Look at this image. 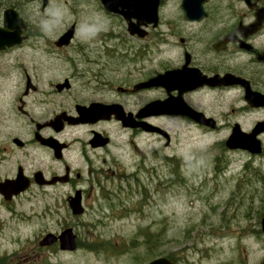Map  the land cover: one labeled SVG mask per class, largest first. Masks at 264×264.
Wrapping results in <instances>:
<instances>
[{
  "label": "flooded vegetation",
  "instance_id": "af4514ba",
  "mask_svg": "<svg viewBox=\"0 0 264 264\" xmlns=\"http://www.w3.org/2000/svg\"><path fill=\"white\" fill-rule=\"evenodd\" d=\"M152 1L120 5L124 15L97 0L98 18L82 40L78 0H0V184L9 181L14 191L26 186L11 197L0 190V211L9 213L1 221L15 218L12 203L26 197L61 204L70 214L77 192L83 203L110 200L113 180L129 165L130 144L141 153L135 137H165L142 122L165 129L185 121L218 131L232 129L242 111L264 112L245 100L242 110L238 100L225 103L231 94L244 99L245 85L264 95V19L251 28L264 0ZM153 9L155 15L146 12ZM227 75L229 83L219 84ZM205 76L211 83H201ZM154 77V87L136 89ZM167 99L171 113L140 115L148 103ZM92 105L112 111L82 118L80 107ZM187 106L212 118L214 128L183 113ZM49 211L46 206L43 213ZM54 224L36 233L41 249L62 251L58 237L41 244L45 235L72 226L62 218ZM6 229L0 226V239L12 240ZM222 236L232 248L228 264H264L263 227L228 228ZM2 256L0 264H38L28 252Z\"/></svg>",
  "mask_w": 264,
  "mask_h": 264
},
{
  "label": "rangeland",
  "instance_id": "374dc122",
  "mask_svg": "<svg viewBox=\"0 0 264 264\" xmlns=\"http://www.w3.org/2000/svg\"><path fill=\"white\" fill-rule=\"evenodd\" d=\"M96 1L78 0L82 40L98 18ZM227 97L225 103L238 100L236 107L244 108L242 93ZM236 120L249 131L264 120V112L242 111ZM165 129L172 136L170 146L163 138L135 137L141 153L130 144L129 165L113 180L112 198L84 202L85 213L79 218L58 203L27 197L12 203L15 218L0 219V226L12 237L0 239L1 258H24L28 252L38 264H44L43 260L50 264H140L149 259L141 229L154 232L159 256H169L177 264H228L225 255L232 254V248L223 241L224 229L260 226L264 214V151L254 156L228 150L224 141L231 128L207 131L190 122L170 121ZM260 137L264 145V135ZM46 206L50 211L45 215ZM21 213L29 217H18ZM7 215L2 208L1 218ZM59 218L74 227L79 240L76 251L38 245L36 233L55 228ZM19 235L23 241L14 238Z\"/></svg>",
  "mask_w": 264,
  "mask_h": 264
},
{
  "label": "water",
  "instance_id": "95a60500",
  "mask_svg": "<svg viewBox=\"0 0 264 264\" xmlns=\"http://www.w3.org/2000/svg\"><path fill=\"white\" fill-rule=\"evenodd\" d=\"M102 2L104 3L105 7L111 11H119L118 7L120 5H128L130 4H144V3H148L149 0H102ZM154 3V6L158 4L157 0H153L152 1ZM188 2V0H185L184 3ZM124 14L125 12L122 11ZM146 12H150L153 15L156 14V10L153 9L151 11L146 10ZM262 19H264V9L263 10H259L257 12V21L251 25L252 28H256L259 26V24L261 23ZM72 33V29L66 33V35H70ZM210 80H206L210 83ZM205 81V80H204ZM239 82H245V81H241L240 79H238ZM221 83H228L227 77L223 78ZM157 84V78H153L151 80H149L146 83L141 84L140 87H150ZM245 98L247 99V101L253 105V106H258L261 104H264V96L261 95L260 93L257 92H253L248 86L246 87V94H245ZM173 106V104L170 102V100L159 103V102H152L150 104H148L147 106H145L142 109V115H146L148 113H153V112H157L158 108H167V112H171L170 108ZM161 108V110H163ZM189 108V107H188ZM108 109L110 111H112L111 107H108ZM160 110V111H161ZM102 111H104L101 107L96 106V105H92L89 108H85L82 107L81 109H79V113L81 115V117H85V118H89V117H98L99 115H102ZM165 111V110H164ZM101 113V114H98ZM189 115H191L194 119H196V121H198L201 124L204 125H214V122L212 119H208L206 118L202 113L197 112L192 110L191 108H189ZM125 124H128V121L125 120ZM142 126L145 127H150V128H146V129H156L158 131H162L165 133V130L157 128V127H151L152 125H148L146 123H142ZM264 130V122H259L256 127L253 129L252 132L250 133H246L244 132L240 126L237 124L235 125V127L233 128L232 134L230 135V137L226 140V145L229 148H243V149H248L250 152L252 153H260L262 151V142L261 140L258 138V134L260 132H262ZM21 189H24L23 187ZM21 189L14 191L12 189V185L10 183H2L0 184V190L2 193L5 194V196L10 197L13 193H18ZM70 207L73 211L74 214H81L84 211V208L82 206L81 203V196L80 194H77L75 197H73L72 201L70 202ZM262 227L264 228V216L262 218ZM60 238V245L62 249H69V250H74L77 247V241H76V235L73 232L72 228H68L66 229L64 232H62V234L59 236ZM56 240V237L53 234H48L43 240H42V244H51L52 242H54ZM148 264H173L172 261L167 258V257H160L157 258L153 261H151Z\"/></svg>",
  "mask_w": 264,
  "mask_h": 264
},
{
  "label": "trees",
  "instance_id": "16d2710c",
  "mask_svg": "<svg viewBox=\"0 0 264 264\" xmlns=\"http://www.w3.org/2000/svg\"><path fill=\"white\" fill-rule=\"evenodd\" d=\"M178 180V176H177ZM139 234H144L146 236L144 244L146 245V257L147 258H153L157 256L158 252L155 250L154 245L156 244L157 235L154 232H150L149 230H143L140 229Z\"/></svg>",
  "mask_w": 264,
  "mask_h": 264
}]
</instances>
